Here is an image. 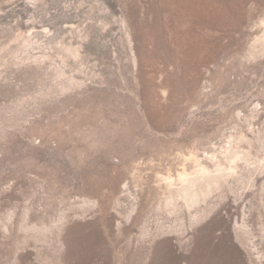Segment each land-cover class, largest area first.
Masks as SVG:
<instances>
[{
  "label": "rangeland",
  "instance_id": "374dc122",
  "mask_svg": "<svg viewBox=\"0 0 264 264\" xmlns=\"http://www.w3.org/2000/svg\"><path fill=\"white\" fill-rule=\"evenodd\" d=\"M0 264H264V0H0Z\"/></svg>",
  "mask_w": 264,
  "mask_h": 264
}]
</instances>
